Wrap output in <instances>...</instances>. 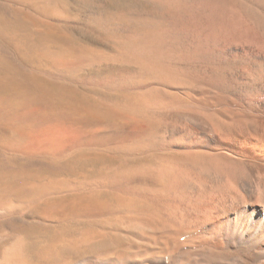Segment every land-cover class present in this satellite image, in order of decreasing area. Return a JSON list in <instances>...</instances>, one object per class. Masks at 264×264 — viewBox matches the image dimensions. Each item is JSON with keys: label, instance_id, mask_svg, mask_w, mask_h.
<instances>
[{"label": "bare ground", "instance_id": "1", "mask_svg": "<svg viewBox=\"0 0 264 264\" xmlns=\"http://www.w3.org/2000/svg\"><path fill=\"white\" fill-rule=\"evenodd\" d=\"M210 1L232 18L211 40L138 57L149 78L137 86L135 115L106 108L57 113L47 99L31 97L25 104L37 105L38 114L10 112L25 125L85 130L71 141L52 140L55 151L85 146L148 158L123 162L101 180L100 189L115 193L116 210L93 198L86 211L123 219L139 247L79 264H264V0ZM173 32H166L169 42ZM58 43L66 55L54 57L56 70L74 71L87 61L74 43ZM176 54L190 61L174 64ZM130 79L107 83L126 88Z\"/></svg>", "mask_w": 264, "mask_h": 264}, {"label": "rangeland", "instance_id": "2", "mask_svg": "<svg viewBox=\"0 0 264 264\" xmlns=\"http://www.w3.org/2000/svg\"><path fill=\"white\" fill-rule=\"evenodd\" d=\"M154 1L0 0V264H79L139 247L123 219L86 211L93 198L116 210L115 193L100 189L101 180L123 162L148 158L85 146L55 151L52 140L71 141L85 130L25 125L20 114L10 112L38 114L37 105L25 104L31 97L47 99L57 113L70 108L86 115L106 108L133 116L137 88L149 78L138 57L149 51L152 58L155 49L170 47L181 53L198 40H211L232 19L209 0H159L155 10ZM58 40L74 43L87 61L74 71L56 70L54 57L66 55ZM175 57L174 64L181 60ZM116 78H131V85H108Z\"/></svg>", "mask_w": 264, "mask_h": 264}]
</instances>
